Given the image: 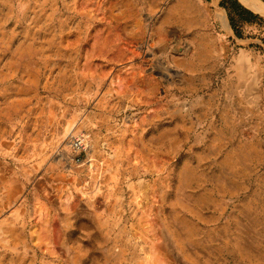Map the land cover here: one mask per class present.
Returning a JSON list of instances; mask_svg holds the SVG:
<instances>
[{"label":"rangeland","instance_id":"374dc122","mask_svg":"<svg viewBox=\"0 0 264 264\" xmlns=\"http://www.w3.org/2000/svg\"><path fill=\"white\" fill-rule=\"evenodd\" d=\"M212 3L0 0V264H264V13L198 75Z\"/></svg>","mask_w":264,"mask_h":264},{"label":"crops","instance_id":"0c3cea01","mask_svg":"<svg viewBox=\"0 0 264 264\" xmlns=\"http://www.w3.org/2000/svg\"><path fill=\"white\" fill-rule=\"evenodd\" d=\"M234 1L245 9L247 8L244 5L251 8L253 12L263 15L241 0H213L212 7L214 19L212 24V49L211 51H207L208 58H211L209 61L212 62V64H203L202 60H198V62H201V64L197 66L198 75L205 74L206 76H213L215 67L218 66L223 52L228 49V40H226V38L233 37V33L241 26L248 27L255 24V17L247 15L238 5H234ZM253 12L251 13L253 14Z\"/></svg>","mask_w":264,"mask_h":264},{"label":"built area","instance_id":"2783aa9c","mask_svg":"<svg viewBox=\"0 0 264 264\" xmlns=\"http://www.w3.org/2000/svg\"><path fill=\"white\" fill-rule=\"evenodd\" d=\"M87 146V138L83 134L70 136L69 147L74 152L75 162L79 161V155L84 154Z\"/></svg>","mask_w":264,"mask_h":264},{"label":"bare ground","instance_id":"6f19581e","mask_svg":"<svg viewBox=\"0 0 264 264\" xmlns=\"http://www.w3.org/2000/svg\"><path fill=\"white\" fill-rule=\"evenodd\" d=\"M244 3L264 13V3L260 0H242Z\"/></svg>","mask_w":264,"mask_h":264},{"label":"trees","instance_id":"16d2710c","mask_svg":"<svg viewBox=\"0 0 264 264\" xmlns=\"http://www.w3.org/2000/svg\"><path fill=\"white\" fill-rule=\"evenodd\" d=\"M263 2H264V0H263ZM233 3H234V5H235V4L238 5V6L241 8V10L244 11L247 15L253 16V14H252L250 11H248L247 9L241 7L236 1H234ZM243 5H244V4H243ZM244 6H246V5H244ZM246 7H247V6H246ZM247 8H249V7H247ZM249 9L252 10L251 8H249ZM229 21H230V19H229Z\"/></svg>","mask_w":264,"mask_h":264}]
</instances>
